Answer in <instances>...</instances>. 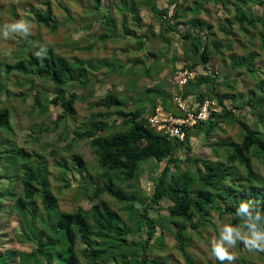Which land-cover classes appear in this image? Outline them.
Returning <instances> with one entry per match:
<instances>
[{"label":"trees","instance_id":"trees-1","mask_svg":"<svg viewBox=\"0 0 264 264\" xmlns=\"http://www.w3.org/2000/svg\"><path fill=\"white\" fill-rule=\"evenodd\" d=\"M99 1L97 0L93 10H99ZM135 2L134 4L131 2V11L127 12L132 14L135 27H139L141 21L135 13V8L143 5L157 16L162 32L160 34L169 32L179 34L193 57L197 58V61L185 60L180 70L202 67L200 74L177 93L179 92L183 100L192 99L196 103H203L205 98L215 99L220 110L212 112L211 119L207 121L208 126L203 130L201 128L204 122L193 128L202 131L194 137L209 142L212 133L220 129L219 119H222L224 124L238 122L234 109L232 107L228 109L224 102L229 98L226 94L220 95L218 91L220 84L215 71L207 67L213 56L230 59V63L228 62L225 67L227 73L224 72L225 70L219 72L226 82L232 75H245L256 82L254 88L247 90L240 109L244 111V106H248L251 115L259 116L255 121V131L243 135V129L238 126L240 129L238 140L211 143L210 146L215 144L214 147H218L217 151L213 152L217 158L222 157L220 148L227 150L226 156L223 154L224 162H212L190 155L189 140L193 129L185 130V140L178 141L150 127L148 118L154 115L159 105L165 112L178 116V112L172 106L171 93L160 88H147L145 93L153 92L154 97H138L132 100V106H127L116 94L107 93L102 99L94 102L93 106L97 109H105L107 112L114 110L116 118L108 123L102 119L103 114L98 113V118H93L83 133H75V139L89 141L91 152L100 169L96 180L91 181L88 176L83 177L87 168L83 158L78 154L72 158V167L68 168L66 161L58 162L61 169L62 189L71 187V175L83 177L92 190L89 200L93 204L87 210L79 206L73 212L60 211L57 219L49 223L48 220L53 216L51 211L57 212L58 197L51 190L47 167L39 154H30L16 144L11 124L12 108L7 101L2 103L0 105V185L2 179L6 180L8 185L4 188L8 190L4 196L0 195V210L4 208L5 201L12 203L10 209L16 212L20 223L17 239L23 237L35 246L28 253L7 250L0 255V264H79V255L89 264L108 262L169 264L168 260L153 254L154 249L163 250V238L161 235H156L158 225L159 228L168 230L175 241L174 247L185 264H199L188 249L193 247V239L199 235L201 227L214 226L211 219L213 211L220 217H229V225L233 227L243 224V218L236 214L242 202L252 203L253 211L259 210L264 215V178L255 171L254 165L255 161L264 162V141L260 138L259 130L262 128L264 131V63L259 62L260 54L253 51V39L256 37L260 40V52L264 54V13L257 15L250 9L251 5L257 4L264 11V3L261 0H195L193 7L182 8L178 0H171L169 4L170 8L173 6V14L168 15L169 6L159 9L150 0H135ZM210 3L218 4L216 11L222 10L228 14L223 20L219 18L216 27L217 32H221L225 39L218 40L215 27L198 18L199 13ZM44 5L45 11L36 12L33 16L37 24L55 31L59 22L53 16L50 2L46 1ZM93 10L91 12H94ZM124 13L121 10V15L124 16ZM189 14L193 17L187 19ZM102 17L103 28L111 22L113 34L109 39H113L116 30L111 11L103 13ZM173 20L176 22L173 23ZM178 25L183 26L184 29H178ZM121 27L125 37L133 35L132 30L127 29L125 20ZM251 31H255L254 38L251 36ZM238 33H242L244 42L237 39ZM104 36L106 35H100L99 39ZM137 44L139 50L145 49V36H139ZM234 46L242 51L239 57L230 54ZM153 57H156L153 53L147 55L149 59L144 65L143 72L145 77L151 76L149 65ZM136 61L134 59L132 62L134 64L129 61L130 68L135 67ZM98 64L97 67L94 66L96 70L103 68L101 62ZM106 65L109 63L106 62ZM86 66L92 67L79 58L70 61L54 53L48 43L43 44L42 53L39 55L30 53L25 59L19 55L16 59L9 60L0 55V94L4 90L2 77L9 74L15 73L50 81L54 86L53 96L41 106V111L45 113L48 105H60L62 114L54 122L57 125L75 114L77 92L86 90L90 83ZM231 81H229L231 84H221V86L224 85L227 89L230 86L229 90L232 91L237 80L234 78ZM18 85L23 86L22 83ZM69 89L72 92H69ZM34 96L36 105H39V97L36 93ZM242 125L248 126L246 123ZM33 133L37 137L38 129H34ZM184 149L187 153L182 151ZM147 162H151L158 170L160 164H163L158 172L151 170L154 178L149 181L151 185L149 191L139 186V178ZM67 175H70V178ZM133 182H136L135 187L132 185ZM18 183L20 194L15 192ZM230 183L238 185L232 187ZM86 184L83 185L85 195L89 193ZM57 190L61 192V188ZM104 194L122 205L127 212L124 221L117 217L113 208L102 197ZM80 195L81 192H78L76 198ZM36 198L38 201L35 202ZM162 202L168 204V207L161 206ZM156 207L159 210H155ZM162 210L166 211V215L160 217L158 222L149 216L152 212L159 213ZM41 211L49 213V216L45 219L41 217L35 219L34 215ZM28 217L31 221L29 228L26 229ZM37 220L41 222L42 229L36 226ZM33 224L32 231L30 228ZM239 247L245 248L242 242H239ZM211 250L212 246L209 247L212 253ZM242 262L251 264L245 260ZM215 264L221 262L215 259Z\"/></svg>","mask_w":264,"mask_h":264},{"label":"rangeland","instance_id":"rangeland-1","mask_svg":"<svg viewBox=\"0 0 264 264\" xmlns=\"http://www.w3.org/2000/svg\"><path fill=\"white\" fill-rule=\"evenodd\" d=\"M49 1L53 10L54 18L59 22L55 31L39 25L33 16L36 12H44V2ZM138 1V0H137ZM143 1V0H142ZM155 3L159 9L169 6L171 0H150ZM182 8L193 7L195 0H178ZM264 3V0H261ZM97 0H0V55L1 57H7L9 60L16 59L19 55L22 58H27L28 55L38 54L43 52V44L48 43L54 53L63 56L64 58L72 61L74 58L88 62L92 67L86 66L89 74L88 78L90 83L86 90L78 91V99L74 104L75 114L71 118L63 120L60 124L55 125L54 122L57 117L62 114L60 105L53 106L48 105V109L45 113H42L41 106L47 103V99L53 96V84L48 80H39L35 77H26L19 74H9L2 77V84L4 90L0 94V105L7 101V104L12 108V120L13 134L15 136L16 144L24 148L30 154H39L40 159L45 163L48 170V179L52 192L58 197V209L51 211L53 213L49 223L55 221L60 211L73 212L79 206L84 210L89 209L92 206L90 199L91 188L85 183L84 176H88L91 181H95L97 174L100 173L99 167H97V161L93 156L88 140L75 139V133L82 132L87 128L89 122L93 118H98L97 114L102 113L104 120L111 123L116 118L115 111L107 112L105 109L94 108V102L102 99L107 93H114L119 98L125 101L127 106H132V100L138 97H154V93H145L147 88H160L166 90L173 95L179 90L173 83V75L180 70L182 63L185 60H196L193 57L190 49H188L186 43L181 40L179 34L169 32L160 34V22H158L157 16L151 13L149 9L143 5L135 8V13L140 17L139 27L133 25L132 14L127 13L130 10L131 4L135 0H100L99 10H93V6ZM132 2V3H131ZM136 3V2H135ZM169 4V5H168ZM218 4L210 3L205 6V10L201 11L198 15L200 20L208 22L215 27L219 23V18H227L228 14H225L222 10L216 11ZM168 8V11H169ZM250 9L257 14L263 15L264 11L262 7L255 4L251 5ZM30 10H33L31 12ZM93 10L94 12H91ZM108 10L111 11L114 19V28L116 30L115 37L109 39V36L113 34L111 29V22H108V26L103 28L101 18L103 13ZM125 12L124 16L121 15ZM168 13V15H172ZM108 14H106L107 16ZM192 15H188L187 19L192 18ZM106 20V19H105ZM125 20L127 29L132 30L133 35L124 36L122 30V22ZM222 20L220 22H222ZM19 21H24L30 25V34L24 36L20 33H9V36L5 38L3 36V29L5 25H10ZM176 20H173V23ZM172 24V23H171ZM259 28V27H257ZM178 29L183 30L184 27L178 25ZM130 32V31H129ZM162 33V32H161ZM253 38L255 31H251ZM104 36L106 40L99 39L100 35ZM132 34V33H131ZM145 36L146 47L143 50H139L137 44V38L139 36ZM244 36L242 33H238L237 39L240 42H244ZM218 40L225 39L226 37L217 32ZM92 47V48H90ZM253 51L259 53V62L264 63V54L260 52V40L258 38L253 39ZM153 53L156 57L150 61V77L143 75L144 65L148 63L147 55ZM229 53H227L228 55ZM230 54H234L239 57L242 51L237 46H234L233 51ZM136 59L135 67L130 68L131 64ZM130 61V62H129ZM98 62H101V69L96 70ZM106 62L109 65H106ZM230 59L221 58L219 56H213L209 64L208 69L215 71L217 75L218 83L220 87L218 91L220 95L226 94L229 99H225L227 108H233L235 111L237 123L224 124L222 119H219L220 129L215 130L210 136L209 142H205L202 138H195L196 134H201V130L195 128L192 130V134L189 140V147L191 149L190 155L199 157L201 159L210 160L212 162L221 161L224 162L223 154L226 156L227 150L220 148L222 151L221 158H217L213 152L217 151L218 147L211 143L221 142L222 140H238L240 136L241 126L243 129V135L255 131V121L258 120V115H251L248 106H244V111H241L243 102L246 98V92L248 89L254 88L256 82L251 80L247 76L232 75L231 78H222L219 74L225 70ZM190 62H187L189 64ZM174 67V69H172ZM105 68V69H104ZM109 69V70H108ZM199 72L202 71V67L196 68ZM110 71V72H108ZM227 73V71H224ZM109 73V74H108ZM237 80L234 84V89L231 91L225 88L221 84H231L229 81L232 79ZM216 80V81H217ZM234 81V80H233ZM232 82V81H231ZM18 83H22L23 86L19 87ZM189 89V87H186ZM72 92L71 89L68 90ZM181 91V89L179 90ZM39 97V105H36L34 95ZM230 94L231 96H229ZM242 94V95H240ZM178 95L179 92H178ZM7 97V98H6ZM206 100L213 101L215 107L219 112V106L215 99ZM158 107V106H157ZM156 107V108H157ZM236 108V109H235ZM258 113V112H256ZM106 114H109L106 116ZM246 123L248 126L242 124ZM120 125H118L119 127ZM208 126V122L205 121L202 125V130ZM117 127V128H118ZM259 128H261L259 126ZM34 129H38L39 134L33 133ZM260 130V138L264 141V131ZM66 134V139H64ZM39 137V138H38ZM37 138V139H36ZM183 152L187 150H182ZM223 152V153H222ZM80 155L87 168V172L83 173V177L77 176L70 178L71 187L69 189H62L61 169L58 166V162L66 161V166L72 167V158L74 155ZM264 161V160H263ZM255 171L264 178V162H256ZM163 164H160L159 170ZM151 162H147L142 169L141 176L139 178V186L146 191L150 190L151 178L154 175L151 174V170L159 171ZM175 171V170H174ZM185 176V175H184ZM86 184L89 193L83 194V185ZM101 184V181H99ZM232 187L238 184L230 183ZM8 183L2 179L0 185L1 196H4L8 188H4ZM132 185L135 187L136 182ZM15 188V192L20 194V188ZM3 187V188H1ZM58 188H61V192H58ZM127 189L126 187H124ZM78 192H81L78 198ZM106 202L113 208L117 217L121 220H125L127 212L123 209L122 205L116 203L111 197L104 194L102 196ZM38 201L37 198L35 202ZM4 208L0 210V255H3L7 250H17L19 252L28 253L34 249L31 241H26L20 237L19 234V217L16 212L10 209L12 204L10 201L4 202ZM164 208L168 207L165 202L161 203ZM139 207V205H138ZM155 210H159L157 207ZM158 212V211H157ZM150 213V217L158 222L160 217L166 215V211L162 210ZM49 213L41 211L34 215L36 218H46ZM29 219V217H28ZM213 225H207L199 229V235L195 236L192 242V248L188 251L193 254L196 261L199 264H215V258L209 251V247L212 246L213 240H219L220 229L229 225V217H220L215 211L211 215ZM31 219L27 221L26 229L29 228ZM36 226L41 228V222L36 221ZM158 236L163 238V250H153L155 256L168 260L169 264H185L181 255L176 250L175 241L171 237L167 229L157 227ZM34 230V224L30 228ZM161 229V230H160ZM26 231H24L25 233ZM48 233V232H46ZM28 234V233H26ZM163 234V235H162ZM20 236V235H19ZM157 236V237H158ZM30 237V236H29ZM21 240V241H20ZM129 241V238H128ZM158 245V244H157ZM159 246V245H158ZM80 248V247H78ZM229 251L235 255L236 259L233 264H245L242 260H245L253 264H264V251L252 250L239 247V242L234 248ZM79 264H89L79 255ZM15 260L13 259L12 262ZM105 264H113L111 262ZM225 264H228L226 261Z\"/></svg>","mask_w":264,"mask_h":264},{"label":"built area","instance_id":"built-area-1","mask_svg":"<svg viewBox=\"0 0 264 264\" xmlns=\"http://www.w3.org/2000/svg\"><path fill=\"white\" fill-rule=\"evenodd\" d=\"M172 11L173 6L170 8V13ZM199 74L197 69L179 70L173 75V83L178 89H181ZM172 106L178 112V116L171 112H165L159 105L155 109L154 115L148 118V123L150 127L162 132L168 138L178 141L185 140V130L189 131L199 123L210 120L212 112H218L213 101L205 99L203 103H196L192 99L183 100L178 93L172 97Z\"/></svg>","mask_w":264,"mask_h":264},{"label":"clouds","instance_id":"clouds-1","mask_svg":"<svg viewBox=\"0 0 264 264\" xmlns=\"http://www.w3.org/2000/svg\"><path fill=\"white\" fill-rule=\"evenodd\" d=\"M10 32L27 36L30 34V25L24 21L5 25L3 36L7 38ZM253 209L252 203L242 202L236 214L243 218V224L239 227L223 226L220 229L219 240L212 241V256L221 264H225L226 261L228 264H233L236 257L229 249L234 248L237 242H242L249 251H264V215L259 210L253 211Z\"/></svg>","mask_w":264,"mask_h":264},{"label":"crops","instance_id":"crops-1","mask_svg":"<svg viewBox=\"0 0 264 264\" xmlns=\"http://www.w3.org/2000/svg\"><path fill=\"white\" fill-rule=\"evenodd\" d=\"M180 90V89H179ZM177 93V92H176Z\"/></svg>","mask_w":264,"mask_h":264}]
</instances>
